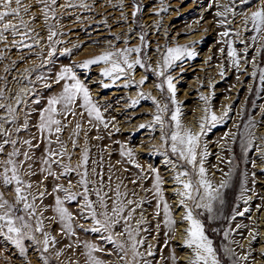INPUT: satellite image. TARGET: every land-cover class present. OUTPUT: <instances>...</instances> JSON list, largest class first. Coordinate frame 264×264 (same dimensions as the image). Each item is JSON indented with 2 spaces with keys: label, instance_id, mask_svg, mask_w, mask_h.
I'll list each match as a JSON object with an SVG mask.
<instances>
[{
  "label": "snow or ice",
  "instance_id": "6c2138e0",
  "mask_svg": "<svg viewBox=\"0 0 264 264\" xmlns=\"http://www.w3.org/2000/svg\"><path fill=\"white\" fill-rule=\"evenodd\" d=\"M161 4L163 5V0ZM253 4L256 5L255 10L246 11ZM89 7L84 0H79L78 3L74 0H65L63 4L59 0H35L34 4H25L24 0H0V44H4L6 48L21 51L27 49L29 55H34L41 61L32 69L25 68L24 71L29 75H24L22 80L16 81L26 85L14 97L16 107L0 103V110L6 113L5 116H0V238L10 242L19 250L22 257L27 255L28 247L31 245L38 253L42 264H53L51 257L45 254L49 253L50 249H56L54 255L59 261L64 250L57 249L59 241L51 234V230H46V224H57L59 225L58 235L61 237L76 236V229L80 228L85 232L101 234V241L111 245V249L106 250L100 244L82 242L83 252L80 255L85 258L84 264H106V261L98 255L100 253L105 256L116 254L125 264H152L145 259V253L138 250L146 241L145 237H141V231L149 230L142 227L146 223L143 212L140 219L136 220L135 227L132 225L137 210L141 209L143 204L150 202L148 198L150 195L155 200L154 216L160 217L161 214L163 216L162 223L168 229L165 232L166 236L174 235L175 228L186 223L187 227L183 229V247L189 250L190 257L185 264H222L221 251L228 255L232 264L247 261L248 256H237L234 249L230 247L222 249L214 247L213 240L206 233L205 222L200 219L204 213H207L205 219L209 222L221 218L220 209L216 205H223V190L229 187L232 169L230 168L227 172L217 169L222 172V176L219 183L214 184L205 167L209 153L207 145L202 142V137L206 135L210 127L222 123L228 117L229 108L226 107L223 114L217 116L208 104L209 98L201 96L200 99L205 102V107L204 115L197 121L199 131L193 132L182 121V103L177 100V88L174 83L176 78L171 75V71L177 67L183 70L184 60H191L197 56V52L193 49L194 44L198 42L172 47L165 44L163 50L161 46H158L155 51L159 54V59L155 63V68H152L147 62L150 47L147 42L148 33L141 30L138 37L140 44L136 46L124 48L114 46L112 51H104L78 64L62 66L52 74V69L48 66L56 54V46L63 43L57 37L64 35L57 31V27L60 26L57 9L67 11ZM124 7L126 5L121 0L119 4L121 19L127 22V16L123 12ZM212 7L218 9L214 16L220 19H217L215 23L218 28L223 29L219 31V39L216 41L220 45L219 53L228 66L237 73L246 74L253 79L258 76L260 86L256 87L255 91L257 93L264 91V67L260 66L264 64V0H227L224 4H219L218 0H212L209 8ZM131 8L130 15L135 20L141 11V6L136 3V0H131ZM37 9L47 29L46 43L42 42L40 34L30 27V24L38 19L36 15L30 16V13ZM167 11V7L161 6L155 14L160 15ZM230 14L232 19H228ZM237 15L242 17L241 28L232 30L228 25L235 22ZM26 16H29V19L26 20ZM52 21L56 23L53 24ZM132 31L133 29L129 28V32ZM115 39L119 40V37ZM124 43L127 45L128 40L126 39ZM236 45H242V48L238 49ZM36 48H39V52L35 51ZM45 48H47L46 57L44 56ZM66 53H70L67 48L62 54ZM3 58V50H0V59ZM25 58L21 55V61ZM210 59L212 57H209ZM17 63L13 61V67ZM101 65L103 67H100L99 75L102 78L100 81L102 89L111 88L121 80H123L124 88L135 86L140 89L149 78L147 73L151 72L157 78L158 82L154 84V87L161 93L163 103L150 93L137 91V99L130 102V107L135 108L141 101H151L154 112L150 122L140 124L138 130L147 128L155 131L157 127L159 128L160 144L155 151L157 154L164 155L165 164L170 166L172 195L178 198L177 206L183 209L180 221L173 218L172 206L165 198L164 185L169 181L161 176L155 167L150 166L145 172L141 165L136 163L135 154L131 148L121 144L120 156L126 158L127 163L140 169L136 178L130 183L138 185L146 194L141 199H135L137 193L134 189L131 192L121 191L122 187L127 189L123 180L113 186L111 175L107 177V186H105L102 160H91V149L88 146L89 133L93 129L99 132L101 127L105 130L109 129L111 121L106 120L99 100L93 98L88 82L81 79L75 69H89L90 66ZM249 65L251 71H249ZM137 66L145 72L138 81L132 78ZM219 68V74L223 76L226 70L225 65L220 64ZM42 70H46L49 75H45ZM8 71L9 68L6 67L5 72ZM13 79L16 80V77ZM105 80L110 83L104 82ZM38 83L43 89H51L53 84L59 85L60 91L48 96L45 101L44 97L37 92L36 84ZM5 90L6 88H0V100L8 99L4 96ZM252 90V86H249V91ZM25 97L29 98L27 103H25ZM22 103H25L24 118L18 121L17 112ZM29 103L33 107L29 108ZM33 113L36 114L34 122ZM261 117H264V111L261 112ZM262 122L264 120H249L244 125V132L226 133L223 139L230 136L235 141L239 135L243 147L250 149L256 139L252 129ZM83 123L88 125L86 129H83ZM70 126L71 131L68 133L67 140L62 139ZM82 129L85 137L84 144L79 148L78 163L73 167L70 163L72 154L68 146L70 144L73 150L78 148ZM25 134H27L26 137ZM109 135L112 133L109 132ZM92 139L102 140L103 136L97 135ZM38 152L39 155H37ZM259 155L264 158V148L259 150ZM170 157L176 159L173 160ZM90 163L95 167L89 170ZM125 171L128 170L125 169ZM109 172L111 173V168ZM72 173H75L77 177L75 184L69 178ZM35 177L40 179L34 180ZM62 178L68 179L67 187L59 183ZM49 180L52 181L50 188L46 183ZM149 180L151 187H145ZM74 188L80 190L74 191ZM8 191L13 194L11 201L4 197V192ZM248 191L251 190L241 186L239 199L245 204L249 202L246 198ZM130 196L133 198H129ZM49 198L50 203H45V200ZM72 203L76 205L75 212L70 210L69 205ZM197 210H203V212ZM248 211L247 207L243 211L234 210L231 219L244 216ZM49 212L52 215H47ZM78 218L90 221L92 227L84 229L82 224H75ZM121 222H123L122 230L117 233L116 229ZM240 227L241 225H236V228ZM156 228H160V222H157ZM230 231L232 229L224 231L225 239L228 238ZM117 235L125 237L126 240L117 239ZM249 236L251 240H255L258 233L250 231ZM66 247L73 249L74 246L69 244ZM80 247L81 242L77 241L75 250H79ZM152 247L148 245L146 250V255L149 257L154 255ZM129 254L131 259L126 260ZM261 255L264 256V252ZM171 259L173 264H177L175 255ZM69 264H80V262L69 261Z\"/></svg>",
  "mask_w": 264,
  "mask_h": 264
},
{
  "label": "rangeland",
  "instance_id": "374dc122",
  "mask_svg": "<svg viewBox=\"0 0 264 264\" xmlns=\"http://www.w3.org/2000/svg\"><path fill=\"white\" fill-rule=\"evenodd\" d=\"M59 2L63 4L65 0H59ZM74 2L78 3L79 0H74ZM84 2L90 6L88 9L74 8L67 11L59 8L57 9V17L60 23V26L57 27V31L64 33V35L57 37V39L63 41V43L56 46V54L52 58V63L48 66L52 69V74L58 71L62 66L78 64L104 51H112L114 50V46L120 48L136 46L140 44L138 37L141 30L148 33L147 42L150 47L148 49L149 59L147 62L151 64L152 68H155V63L159 59V54L155 51L158 46H161V50H163L165 44L172 47L175 45H190L193 44V42H198L194 44L193 49L197 52V56L191 60L185 59L183 62V70L177 67L171 71V75L176 78L174 83L177 88V100L182 103V121L185 126L191 128L193 132L198 128L197 121L204 115L203 109L205 107V102L200 99L201 96L209 98L208 104L217 116L222 115L226 107L229 108L228 117L222 123L210 127L206 135L202 137V142L207 144L206 138L210 137L213 142H216V148H218L219 145L226 144L227 147L224 144L222 146L223 148H220L221 151L232 150L231 152H226L229 157L227 158L225 155L220 157L219 153L216 154L214 151L211 153V150L207 149L209 155L206 161L208 162L209 158L220 159L222 166H224L222 170L227 172L231 168L232 176L229 187L223 190V205H216V207L220 209L221 218L209 222L205 219L207 213H204V215L200 216V219L205 222L206 233L209 238L213 240L214 247L217 249L230 247L234 249L237 256H248L247 261H241L240 264H264V256L261 255V253L264 252V233L261 234L260 232V227L264 230V222L259 221V215L263 209L260 210V206L254 209V206H256L255 204L262 202V200V203H264V187L263 184L260 183L264 180V178L262 179L264 173H261L264 172L262 171V169H264V166H262L264 165V158L262 159L259 155V150L262 147L264 148V139H260L264 137V122L258 123L257 126L252 129L256 137L253 142L255 146V148H253L254 146L252 147L253 149H245L239 135L235 141H233L230 136L227 139H223L226 133H231L233 131L239 134L244 132V125L249 120H264V117H261L260 113L264 111V91L260 93L255 91V88L260 86L258 76L253 79L249 78L246 74L237 73L233 68L228 66L225 59L219 53L218 49L220 45L217 44L216 41L219 39V31L223 29L218 28L215 23L217 19H220L214 16V13L218 9L216 7L209 8V4L212 3V0H163V5L161 4V0H136V3L141 6V11L137 14L135 20H133L130 15L132 11L131 0H123V3L126 5V7L123 8V12L125 16H127V22L121 19V9L119 8L121 0H84ZM226 2L227 0H218L219 4H224ZM24 3L34 4L35 0H24ZM161 6L167 7L168 11L156 15L155 13ZM255 7L256 5L253 4L251 7H248L246 11L251 12L255 10ZM237 11H239V9H237ZM31 15H36L38 19L35 23L30 24V27L34 28L36 32L40 34L42 42L46 43L47 29L43 19L39 16L38 9L30 13V16ZM232 18L230 14L228 19ZM25 19H29V16H26ZM241 19L242 17L237 15L235 17V22L228 25V27L232 30L240 29ZM51 23L55 24L56 21H52ZM129 28H132L133 31L129 32ZM116 37H119V40L115 39ZM126 39L128 40L127 45L124 43ZM236 47L240 49L242 45H236ZM65 48L69 49L70 53L62 54ZM0 50H3L4 56L3 59H0V77H5V79H0V88H6L4 96L8 97L6 100H0V103H6L16 107L14 97L17 92H20L21 89L26 87L25 83H17L16 81L22 80L24 75H29V73L24 71L25 68L32 69L41 61L36 56L29 55L27 49L21 51L6 48L4 44H0ZM35 51L39 52V48H36ZM46 53L47 48L44 50L45 57ZM21 55L26 57L22 61ZM209 57H212V59L209 60ZM132 58L134 59L135 57L133 56ZM13 61L18 62L14 67L12 65ZM220 64L225 65L226 70L223 76L219 74ZM260 66L264 67V64ZM6 67L9 68L7 73L5 72ZM100 67H103V65L90 66L89 69H75L78 76L88 82L93 98L99 100L106 120L111 121L109 129L105 130L101 127L99 132L93 129L89 133L88 146L91 149V160H102L105 186H107V177L111 175L113 186L123 180V183L127 185V189L122 187L121 191L127 190L131 192L134 189L137 193L135 199H141L146 194L138 185H132L130 183L132 179L136 178L140 169L125 162L126 158L120 156V145H126L127 143V147L131 148L135 154L136 163L141 165L145 172L152 166L162 170L160 171L162 173L161 175L166 180L170 179V166L165 164V156L157 154L155 151V148H158L160 144L159 128L157 127L155 131L147 128L138 130L140 124H148L150 122L151 115L154 112L151 101H141L135 108L130 107V102L133 99H137V91L150 93L163 103L161 93L154 87V84L158 81L157 78L149 72L147 73L149 77L148 80L140 89H137L135 86L124 88L122 86L123 80L118 81L117 85L111 88L102 89L100 87V81L102 79L99 75ZM42 71L45 72V75H49L46 70ZM249 71H251L250 65ZM144 74V69L137 66L132 78L138 81ZM238 75L239 79H237ZM13 77H16V80H14ZM32 79L34 80L35 77L33 76ZM104 82L110 83V81L107 80ZM249 86H252V91H249ZM36 89L46 101L48 96L60 91V86L53 84L51 89H43L42 85L38 83L36 84ZM166 94L167 93H165V95ZM28 99V97H25V103L28 102ZM25 103L19 105L20 110L17 112L18 121H22L24 118ZM28 107L31 108L33 105L29 103ZM5 115L6 113L4 110H0V116ZM35 119L36 114L33 113V122ZM233 123H235V125H233ZM87 127L88 125L83 123V129ZM83 129L80 133L78 148L73 150L70 144L68 146L69 152L72 154L70 163L73 167L78 163L79 148L83 147L84 144L85 137ZM70 131L71 126L65 131L62 139L67 140ZM109 132H111L112 135H109ZM26 135L27 134H25V137ZM97 135L103 136V139H92V137ZM117 141L119 143H116ZM257 142H259V146H256ZM256 148H260L258 152ZM224 151L221 153H224ZM161 152H163L162 149ZM39 154L38 152L37 155ZM254 154H256V156H254ZM251 155L254 157H251ZM170 158L173 160L176 159L175 157ZM251 158L256 164L258 162L257 166L256 164L253 166V162H250L252 161ZM228 161H231V163L227 164ZM207 162L205 163V167L208 169V173L212 168L209 175H215L214 178L216 177L214 172L217 173V175H222V172L218 171L215 165L214 167H207ZM260 166H262V168ZM92 167H95V165L90 163L89 170ZM257 167L261 169L259 172L255 171L258 170L256 169ZM109 168H111V173L109 172ZM125 169L128 171H125ZM218 169H221V167H218ZM69 178L75 184L77 179L75 173L70 174ZM39 179L40 177L34 178V180ZM216 179L220 181L221 178L217 177ZM46 183L50 188L52 181L49 180ZM59 183L67 187L68 179L62 178ZM141 183L144 182L141 181ZM168 183L164 185L166 189L165 194L170 193V195L173 196V186L170 187L172 183L171 181ZM242 185L251 190L246 193V198L250 201L247 203L248 205L245 204L243 200L239 199ZM254 186L256 189H253ZM145 187H151L150 180L145 184ZM169 188H171L170 192ZM73 190L79 191L80 189L74 188ZM253 192H255V195H253ZM4 197L11 201L13 194L10 191L4 192ZM129 198L133 197L130 196ZM148 198L150 202L143 204L142 208L137 210L132 221V225L135 227L136 220L140 219L141 212H143L146 223L142 227L149 229L147 232L141 231L140 235L141 237H145L146 241L138 250L145 253V259L151 261L152 264H170L168 263V251L173 244L175 248L181 250L182 253L184 250L188 251L185 255L190 256L189 250L185 247L183 248V244L181 241L176 240V236L165 235L164 232L166 228L162 224L160 217L154 216L155 200L152 199L150 195ZM45 203H50V198L46 199ZM69 207L71 211H76V205L74 203L70 204ZM246 207L249 208V211L245 213L244 216H236L234 220L231 219L234 210L239 209L243 211ZM197 211L203 212V210ZM47 215L50 216L52 213L49 212ZM157 222H160L159 229L156 228ZM75 224H82L84 229L92 227L90 221H85L80 218L75 221ZM236 225H241V227L236 228ZM122 226L123 222L117 227V233L122 230ZM228 229H232V231H230L228 238L225 239L223 233ZM46 230H51V234L56 236V239L59 241L57 249L64 250L59 261L56 260L54 255L56 249H50L49 253L45 254L51 257L53 264H61V262H63V264H69V261H79L80 264H84L85 258L80 255V253L83 252L82 242L83 240H87L88 236L89 239L99 242L106 250L111 249V245L101 241V234L99 233L85 232L77 228L76 236L61 237L58 235L59 225L57 224H46ZM167 231L166 229V232ZM250 231L258 233L255 240H251L249 236ZM83 236L87 239H84ZM116 238L121 241L126 240L125 237L118 235ZM77 241L81 242L79 250H75ZM259 241H261V243ZM69 244L74 246L73 249H68L66 247V245ZM148 245L153 246L152 251L154 255L151 257L146 255ZM98 255L105 259L106 264H125L124 261L118 259L116 254L105 256L103 253H100ZM220 257L222 264H232V260L225 252L221 251ZM130 259L131 255L129 254L126 260ZM0 264H42V261L31 245L28 247L27 255L22 257L19 254V250L10 242L4 238H0Z\"/></svg>",
  "mask_w": 264,
  "mask_h": 264
},
{
  "label": "bare ground",
  "instance_id": "6f19581e",
  "mask_svg": "<svg viewBox=\"0 0 264 264\" xmlns=\"http://www.w3.org/2000/svg\"><path fill=\"white\" fill-rule=\"evenodd\" d=\"M194 62V61H193ZM192 62V63H193ZM179 70V69H178ZM183 72V71H182ZM218 78V77H217ZM216 79V78H215ZM217 81V80H216ZM229 81V80H228ZM231 82V81H230ZM229 83V82H228ZM247 83V82H246ZM238 84V83H237ZM248 84V83H247ZM252 84V83H251ZM152 85V84H151ZM243 85H245V84H243ZM240 86V85H239ZM249 88V87H248ZM95 92V91H94ZM97 95H98V93H97ZM249 95V94H248ZM94 97H95V95H94ZM247 99V98H246ZM248 100V99H247ZM245 103V102H244ZM195 106V105H194ZM240 108V107H239ZM264 109V108H263ZM261 111V110H260ZM243 112V111H242ZM233 113H234V111H233ZM238 113V112H237ZM241 113V112H240ZM244 113V112H243ZM259 113V112H258ZM257 113V114H258ZM261 113V112H260ZM191 115H192V113H191ZM235 115V114H234ZM243 115V114H242ZM258 116V115H257ZM238 117V116H237ZM242 117V116H241ZM192 118V117H191ZM232 118V117H231ZM236 118V117H235ZM240 120H241V118H240ZM230 123V122H229ZM233 125H235V123H233ZM263 129V128H262ZM232 130V129H231ZM196 131H199V128H197V129H195V131L194 132H196ZM224 132V131H223ZM233 132V131H232ZM206 141H207V149H210L211 150V153L214 151V152H216V154L217 153H219V155H220V157L222 156V155H225L227 158H229L228 157V154L226 153V152H228V151H230V150H228V151H224L223 149V151H224V153H221V152H223V151H221L220 150V148L225 144H223V145H219V147L218 148H216L217 146H215V145H217L216 144V142H213L212 141V139L210 138V137H207L206 138ZM263 142H264V140H263ZM121 143V142H120ZM258 143L259 142H257V144H256V146L258 145ZM126 146H127V143H126ZM225 146H226V144H225ZM230 146V145H229ZM253 146H254V144H253ZM259 146V145H258ZM227 147V146H226ZM223 148V147H222ZM253 148H255V146L253 147ZM252 148V149H253ZM263 148V147H262ZM225 149V148H224ZM229 149V148H228ZM231 149V148H230ZM257 149V148H256ZM258 149H260V148H258ZM258 149H257V152H258ZM232 151V150H231ZM230 151V152H231ZM254 151H256V150H254ZM253 152V151H252ZM257 154V153H256ZM256 154H254V156H256ZM219 155H218V157H219ZM254 156H252L251 155V157H254ZM259 157V156H258ZM223 158V157H222ZM226 159V158H225ZM263 159V158H262ZM223 160H224V158H223ZM251 160L252 161H250V162H253V159L251 158ZM125 162H127L126 160H125ZM125 162H123V163H125ZM207 162V161H206ZM224 162V161H223ZM257 162V161H256ZM226 164V163H225ZM227 164H229V163H227ZM256 164V163H255ZM257 164H258V162H257ZM257 164H256V166H257ZM260 164V163H259ZM214 165H215V167L218 169V167L220 168L221 167V169H223L224 168V166H222V163H221V160L220 159H212V158H209V160H208V162H207V167H214ZM262 166H264V165H262ZM262 166H260L261 168H262ZM125 167V166H124ZM122 168V167H121ZM164 168V167H163ZM158 169V168H157ZM215 169V168H214ZM226 169V168H225ZM256 169H258V170H255V171H260L261 169L260 168H256ZM159 170V169H158ZM212 170V168L209 170V173H210V171ZM133 171V170H132ZM160 171H162V170H159V172ZM217 171V170H216ZM171 172V171H170ZM224 172V171H223ZM252 172H254V171H252ZM212 173V172H211ZM250 173H251V171H250ZM261 173H264V172H261ZM160 174H162L161 172H160ZM214 174H216V177L214 178V176L213 175H209V178L213 181V183L214 184H218V182H219V180L218 179H216L217 177L218 178H221V176L222 175H217V173H215L214 172ZM252 175V174H251ZM133 176V175H132ZM162 176V175H161ZM254 176V175H253ZM252 177V176H251ZM257 177V176H256ZM259 177H260V175H259ZM261 178V177H260ZM264 178V176L262 177V179ZM254 179H255V177H254ZM168 181H171L170 179L168 180ZM261 181V180H260ZM253 182V181H252ZM261 184H263V187H264V180L263 181H261L260 182ZM169 184V183H168ZM171 184V183H170ZM250 184H252V183H250ZM173 185H170V187H172ZM255 186H257V185H255ZM254 186V188L253 189H256V187ZM260 186V185H259ZM170 189L171 188H169V192H170ZM258 189L260 190V188L258 187ZM262 192V191H261ZM253 193H255V192H253ZM259 193H260V191H259ZM169 195H170V193H166L165 194V198H166V200H168V202H169V204L172 206V211H173V218L176 220V221H180L181 220V216H182V213H183V209L181 208V207H178L177 206V204H178V198L177 197H174V196H171L170 195V197H169ZM253 196V195H252ZM250 197V196H249ZM256 197V196H255ZM257 197H258V195H257ZM263 197V196H262ZM254 199V198H253ZM254 201V200H253ZM258 201H259V199H258ZM250 202V201H249ZM262 202H263V200H262ZM262 202H259L258 204H255L256 206H254V209H256V208H258L259 206H260V210H262L261 211V214L259 215L260 216V219H259V221L260 222H264V203H262ZM248 205V204H247ZM253 213V212H252ZM254 213H256V212H254ZM160 219H161V222H162V220H163V216H162V214H161V216H160ZM163 224V223H162ZM259 225V224H258ZM263 225V224H262ZM187 227V225H186V223H183V224H180V225H178L176 228H175V233H174V235H173V237L174 236H176V240H179V241H181V243L183 244V240H184V232H183V229L184 228H186ZM261 229H260V232H261V234H263L264 233V230L262 229V227H260ZM168 230V229H167ZM165 232H166V229H165ZM164 232V233H165ZM260 234V233H259ZM84 237V236H83ZM173 237H171V238H173ZM263 237V236H262ZM78 238V237H77ZM83 239V238H82ZM84 239H87V238H85L84 237ZM162 239V238H161ZM170 239V238H169ZM173 239H175V238H173ZM84 241H88V242H94V243H97V244H99V242H97L96 240H91V239H89V236H88V239L87 240H83V242ZM260 243H261V241H259ZM260 246H262V245H260ZM184 248V247H183ZM182 249V248H181ZM187 252L188 251H183V253L181 252V250H179V249H176L175 248V246H174V244L170 247V249H169V251H168V263H170V264H173V261H172V259H171V257L173 256V255H175L176 256V258H177V264H185V262L189 259V257L190 256H187V255H185V254H187ZM182 253V254H181ZM188 255H189V253H188ZM162 256V255H161ZM180 257V258H179ZM108 259V258H107ZM105 260V259H104ZM167 260V259H166ZM257 260V259H256ZM162 261H163V259H162ZM253 262H255V261H253ZM164 263V262H163Z\"/></svg>",
  "mask_w": 264,
  "mask_h": 264
}]
</instances>
